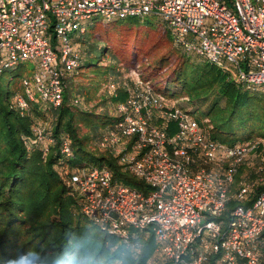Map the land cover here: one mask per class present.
<instances>
[{"label": "built area", "instance_id": "1", "mask_svg": "<svg viewBox=\"0 0 264 264\" xmlns=\"http://www.w3.org/2000/svg\"><path fill=\"white\" fill-rule=\"evenodd\" d=\"M94 16L106 22L159 17L183 53L264 92V0H0V75L33 64L31 75L21 79L23 92L15 93L21 114L35 102L61 105L68 76L81 62L78 38ZM119 85L111 77L105 90L116 93ZM122 85L127 98L116 104L118 118L103 128L99 146L147 189L121 181L106 164L75 166L65 177L74 212L136 252L140 245L133 237L151 227L161 264H264V187L257 191L264 186V167L233 188L240 167L264 140L213 138L208 117L194 115L193 107L182 106L139 66ZM45 127L37 122L24 137L29 150L53 141ZM60 151L73 153L67 138ZM230 198L240 203L224 220Z\"/></svg>", "mask_w": 264, "mask_h": 264}, {"label": "trees", "instance_id": "2", "mask_svg": "<svg viewBox=\"0 0 264 264\" xmlns=\"http://www.w3.org/2000/svg\"><path fill=\"white\" fill-rule=\"evenodd\" d=\"M150 17L153 16L128 17L108 22L102 20L103 23L110 25L109 28L107 27V35L114 39L112 44L106 43L105 47L107 52L110 51L112 65L105 64L107 70L96 80L94 89L95 91L101 89L111 77L120 84L116 93L107 92L109 95L103 99L104 101L110 99L117 104L127 98L126 90L122 85V71L116 69L121 58H126L132 64L141 59L145 69L142 71L143 76L155 80L157 84L159 82L166 84L170 79L177 78L176 72L181 70L183 63L187 61L184 55H180L184 58L177 67L174 64L177 58L171 61L169 66L167 65L168 57L164 49L162 50V45L166 47L171 44L168 40L171 33L160 21H157L156 29L146 28V19ZM123 25L144 28V31L135 29L131 39L139 37L146 31L152 35L153 40L156 38V41L150 47L147 42L144 43V47H149L148 49L143 48L142 41L137 44V48L129 51L122 41L124 38L111 35L112 30ZM158 29L162 30V36L153 35L152 31ZM87 31L78 38L80 48L84 46L83 50L81 48V62L78 68L69 74L63 101L58 107L35 102L29 113L21 114L15 105V93L23 92L22 80L19 79L14 84L0 81V264H17L21 260L25 264H75L76 262H79L78 264H150L151 261L153 264H161L156 262L154 256L156 240L151 227L147 235H144L143 231L136 232L133 240L140 245V250L136 252L117 234L102 228L94 232L93 223L82 221L84 214H76L73 210L75 196L65 177L75 166L106 164L112 169L115 177L137 179L133 174L121 169L117 158L108 149L99 146L100 128L112 124L118 118L117 114L115 113L114 120L104 123L93 118L90 128L88 123L92 118L89 114H93L94 111L80 107L81 102H77L76 98L83 99L85 96V99H90L92 89L86 94V90L82 87L85 83H81L83 85L80 87L74 83L71 87V83L69 84L71 78L84 70V61L93 54L92 49L100 48V45L95 43L99 38L102 40L103 36L96 33L94 37H88ZM87 44L92 48H87ZM153 47L154 52L151 53ZM138 48L142 49L141 55L151 53L152 60L149 63L138 57ZM125 52L132 55L124 54ZM156 52H160L162 57L154 61ZM166 72L170 74L163 77ZM183 84L186 88L188 85L187 92L183 90L179 93L175 90L169 92L167 86L164 88L165 92L171 96L188 94L198 96L205 90L214 94L201 116L209 118V132L213 138L231 141L230 137L245 130L248 132L243 134L244 140L255 138L254 133L264 136L263 91L246 88L242 83L231 79L226 71L208 61L191 70L190 76L185 78ZM222 98L224 105L216 110ZM47 113L52 116V124L49 129L47 128L46 134L52 137L53 141H39L29 150L24 137L33 133L31 126L37 122L36 117L45 116ZM103 114L108 115L106 112ZM63 138H67L72 145L73 153L69 156H64L60 151ZM46 145L49 149L44 154ZM93 146L95 147L92 148ZM89 153H92L93 157L86 161L78 159L79 155ZM74 158L80 162H76ZM241 172L240 167L233 188L244 177L242 176L244 171L242 174ZM134 184L144 190L147 189L139 178L134 180ZM263 187L258 186L257 191ZM238 203L240 201L236 198H230L221 218L227 219L232 208ZM76 216L79 218L77 219ZM30 246L33 247V252L24 257L23 252ZM78 251L81 252L80 257Z\"/></svg>", "mask_w": 264, "mask_h": 264}, {"label": "rangeland", "instance_id": "3", "mask_svg": "<svg viewBox=\"0 0 264 264\" xmlns=\"http://www.w3.org/2000/svg\"><path fill=\"white\" fill-rule=\"evenodd\" d=\"M157 21H161L159 17H150L146 19L145 24L147 25L146 28L150 29V30H154L157 28ZM115 23V22H113ZM112 23V24H113ZM109 25V24H108ZM108 25L106 23H103L102 19L100 16H94L92 21L90 23L87 24V36L88 37H94L96 33H100L103 36V39L97 40L96 41V45H100V48L95 49L93 48L92 50V55L90 57H87L84 61L85 63V67L84 70L79 74V75H75L73 78H71V80L69 81V84L71 83V87H72V83L77 84L78 87H80L81 83H85L84 89L86 90V94H88L90 92V94L92 95V97L90 99H85V96L83 97V101L81 102V104H79L80 107H82L83 109H88V110H93V114H89L91 116V121L88 123L90 128H91V123L93 122V118L95 120H98V122L100 123H104V122H108V121H112L115 119V109H116V104L113 103L112 101H110V99L104 101L103 99L106 98L109 94L107 93L108 91L105 90V85L106 83H104L101 87V89L95 91L94 89V85L96 83V80L99 79L104 72L107 70V67L105 66V64H109L112 65V61L110 58V54L107 50H106V43L108 44H112L114 42V39L112 37H109L107 35V29L109 28ZM110 26V25H109ZM108 27V28H107ZM135 26H120L117 29L112 30L111 35H115L117 38H124L122 41L125 42L124 45L126 47V49L128 48L129 51H131L133 48H137V44L139 45L142 41V46L145 49H148L150 46H153L154 42L156 41L152 39V35L150 33L142 32L140 34L139 37H135L132 38L134 36V30H143V27H135ZM164 28H167L164 24H163ZM146 33V34H145ZM153 35L158 36H162L163 32L162 30L158 29L156 31H152ZM128 37V38H127ZM126 38V39H125ZM109 39V40H108ZM131 39V41H130ZM138 39V40H137ZM148 40V41H145ZM168 40L171 44L167 45L165 47V45H162V50L164 49L165 54H167V65L169 66L171 63V61H175V58H177V62H174V64L177 67V64H179V62L182 61V58L180 55H184L185 58L187 59L186 62L183 63L182 65V69L178 70L176 72L175 77L177 78H173L170 79L166 84L163 82H159L158 83V87L165 91V87H168L169 92H172L175 90V92H180L181 90L187 92L188 89V85L187 88L185 87V85L183 84L185 78H188L191 74V70L196 69V67H199L200 65H203L205 63L206 60L202 59L201 57L197 56V55H187L185 53H183V51L178 48L175 47L172 44L174 43V38L173 36H169ZM131 43V47L129 46V43ZM148 43L149 47H144V43ZM128 45V47H127ZM133 45V46H132ZM87 48H92L90 47L89 44L86 45ZM104 46V47H102ZM83 45H82V50H83ZM125 49V48H124ZM125 49V50H126ZM138 52V57L139 58H143L146 60V62H150L152 60L150 54L154 52V47L151 50V53H146L144 55H141L142 49L139 50V48L137 49ZM124 54H131L129 52H125ZM132 55V54H131ZM176 55V56H175ZM119 57V55H118ZM162 56L160 55V52H156V54L154 55V61L159 60ZM122 60V61H121ZM121 60L119 61V64L117 65V68L119 71H122V80H126L127 79V75L129 73V70L132 68H136L139 65V69L141 71H145V69L142 66V62L141 59L136 60L135 64H132L131 62L127 61L126 58H121ZM174 65V66H175ZM216 66V65H215ZM127 67V68H126ZM218 67V66H216ZM219 68V67H218ZM33 72V64L31 61H26L24 63H21L17 68L15 69H7L5 70L1 75H0V81L5 82V83H16L19 79H22L24 77H29L31 75V73ZM171 72V71H170ZM170 72H166L165 75L163 77H166L168 74H170ZM184 85V86H183ZM72 90V89H71ZM260 90V89H258ZM83 95V94H80ZM189 95V94H188ZM188 95H179V96H174L175 98L179 99V103L182 106H191L193 107V114L196 116H203L202 114L204 113V111L206 110L208 104L210 103V101L213 99L214 94L207 90L203 91L200 95L198 96H188ZM264 95V94H263ZM183 96H188L189 100L181 98ZM201 97V98H200ZM224 98L221 99V104L220 106H216V110H218L220 107H222L224 104ZM215 110V111H216ZM107 113L108 115H104L103 113ZM98 113V114H97ZM36 120L38 123H42L44 124L45 130H47V128H50V125L52 124V116L50 113H47L45 116H41V117H36ZM37 122L32 124V128L37 124ZM104 127L100 128V131L103 130ZM259 128V127H258ZM84 130H87L84 128ZM248 131L245 130L241 133H237L235 135H233L232 137H230L231 141H225L224 143H231L234 142L236 140H244L243 134L245 135ZM256 139L260 138L262 140H264V136L260 135L258 136L256 133H254V137H256ZM234 140V141H233ZM95 146H93L92 148H94ZM90 157H93L92 153L89 154H85L83 156L79 155L78 159L84 160L86 161L87 159H89ZM74 160L76 162H80L78 161L76 158H74ZM264 167V144H260L259 147H257L255 149V151L251 152L248 157H247V161L244 165L241 166L242 169V176H244L243 178L249 177L252 179H255L256 177H258V175L260 174L258 171L259 167ZM119 179L121 181H126L128 184H134V180H138L135 178H129L126 179L124 176H120ZM135 185V184H134ZM82 221L86 222V223H93V231L97 232V230L101 229L100 225H98L97 223H95L94 221L90 220L87 216L82 215ZM76 218L78 219L79 217L76 216ZM75 218V219H76ZM103 233H105V231H103ZM31 252H33V247H29L27 250H25L24 253V257L25 255L30 254ZM77 253V251H76ZM79 253V257L81 255V252L78 251ZM23 259V257H22ZM79 262H76L75 264H78ZM17 264H25V262H23V260L18 261ZM83 264V263H80ZM150 264H153V262L151 261Z\"/></svg>", "mask_w": 264, "mask_h": 264}]
</instances>
